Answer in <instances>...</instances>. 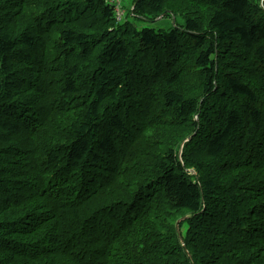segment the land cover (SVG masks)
Listing matches in <instances>:
<instances>
[{
	"label": "trees",
	"instance_id": "trees-1",
	"mask_svg": "<svg viewBox=\"0 0 264 264\" xmlns=\"http://www.w3.org/2000/svg\"><path fill=\"white\" fill-rule=\"evenodd\" d=\"M0 264H264V0H0Z\"/></svg>",
	"mask_w": 264,
	"mask_h": 264
},
{
	"label": "rangeland",
	"instance_id": "rangeland-1",
	"mask_svg": "<svg viewBox=\"0 0 264 264\" xmlns=\"http://www.w3.org/2000/svg\"><path fill=\"white\" fill-rule=\"evenodd\" d=\"M123 1V5L127 8V10L128 9H130V7H131V3H132V0H122ZM126 19V16L124 17V20ZM134 20V19H133ZM134 21H136L137 23H139L140 21H138V20H134ZM168 23V20L166 19V18H164V19H157L156 21H154V22H152V23H150V25L149 26H151V27H156V28H159V27H161V26H163V25H165V24H167ZM142 26V25H141ZM183 220V218H180V219H178L177 220V222H176V224L178 223H180L181 221ZM174 223V222H173ZM177 224V225H178Z\"/></svg>",
	"mask_w": 264,
	"mask_h": 264
},
{
	"label": "clouds",
	"instance_id": "clouds-1",
	"mask_svg": "<svg viewBox=\"0 0 264 264\" xmlns=\"http://www.w3.org/2000/svg\"><path fill=\"white\" fill-rule=\"evenodd\" d=\"M118 21H123L124 20V17L123 16H121L120 18H116Z\"/></svg>",
	"mask_w": 264,
	"mask_h": 264
},
{
	"label": "built area",
	"instance_id": "built-area-1",
	"mask_svg": "<svg viewBox=\"0 0 264 264\" xmlns=\"http://www.w3.org/2000/svg\"><path fill=\"white\" fill-rule=\"evenodd\" d=\"M121 15H122V13L118 12V18H120V17H121Z\"/></svg>",
	"mask_w": 264,
	"mask_h": 264
}]
</instances>
